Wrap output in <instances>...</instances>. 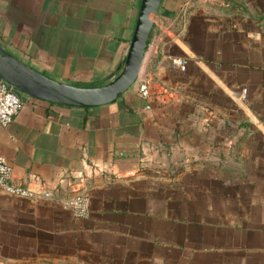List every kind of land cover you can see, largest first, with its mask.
<instances>
[{"label":"crops","instance_id":"obj_1","mask_svg":"<svg viewBox=\"0 0 264 264\" xmlns=\"http://www.w3.org/2000/svg\"><path fill=\"white\" fill-rule=\"evenodd\" d=\"M141 4L0 0V43L53 79L100 86ZM18 93L0 156L52 198L0 188V264H264V0H162L138 79L108 104ZM89 165L103 171L79 218L64 203Z\"/></svg>","mask_w":264,"mask_h":264},{"label":"water","instance_id":"obj_2","mask_svg":"<svg viewBox=\"0 0 264 264\" xmlns=\"http://www.w3.org/2000/svg\"><path fill=\"white\" fill-rule=\"evenodd\" d=\"M162 0H142L128 53L106 84L80 87L53 79L22 61L0 43V77L16 91L72 107H95L115 101L138 79Z\"/></svg>","mask_w":264,"mask_h":264},{"label":"built area","instance_id":"obj_3","mask_svg":"<svg viewBox=\"0 0 264 264\" xmlns=\"http://www.w3.org/2000/svg\"><path fill=\"white\" fill-rule=\"evenodd\" d=\"M181 69H185V61L176 60ZM141 96L148 99L151 96L148 82H142L139 85ZM22 106V98L14 87L8 84L0 77V124L7 126L11 124ZM148 109L151 105L147 106ZM102 168L94 165L87 166V170L80 172L76 180L71 183L72 192L64 203V207L70 209L76 217L89 218L91 215V198L84 188L89 183L90 178L95 173L102 172ZM13 168L10 162L3 156H0V188L8 194L26 199H36L39 197L50 199L52 192L36 190L16 183L12 178Z\"/></svg>","mask_w":264,"mask_h":264},{"label":"trees","instance_id":"obj_4","mask_svg":"<svg viewBox=\"0 0 264 264\" xmlns=\"http://www.w3.org/2000/svg\"><path fill=\"white\" fill-rule=\"evenodd\" d=\"M18 92V91H17Z\"/></svg>","mask_w":264,"mask_h":264}]
</instances>
